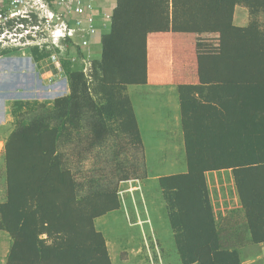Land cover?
<instances>
[{"label": "trees", "instance_id": "1", "mask_svg": "<svg viewBox=\"0 0 264 264\" xmlns=\"http://www.w3.org/2000/svg\"><path fill=\"white\" fill-rule=\"evenodd\" d=\"M240 5L251 15L264 14V0H117L101 57L91 63L103 104L96 105L87 76L69 61L63 64L68 96L47 105L12 104L16 123L6 146V201L0 203V230L13 241L6 264H113L95 223L120 210L118 190L91 188L81 195L59 144L80 128L87 105L103 121L94 128L95 140L108 136L107 120H120V131L143 149L124 94L128 86L177 89L188 172L159 183L180 262L242 264L239 247L222 243L209 172H233L244 235L254 245L264 243V31L234 24ZM32 53L35 62L50 55Z\"/></svg>", "mask_w": 264, "mask_h": 264}, {"label": "rangeland", "instance_id": "2", "mask_svg": "<svg viewBox=\"0 0 264 264\" xmlns=\"http://www.w3.org/2000/svg\"><path fill=\"white\" fill-rule=\"evenodd\" d=\"M236 13L240 20L238 23L254 24L264 31L263 13L251 15L243 6L237 8ZM63 45L66 47L69 43ZM24 50L28 49H15L17 52ZM79 50L70 49L69 46V49L57 51L60 54L63 51L60 61L64 64L70 60V53L77 54ZM95 60L97 59L92 57L91 62L87 64L82 61L81 66L87 71L94 102L101 105L104 100L96 95L97 84L92 83L90 78L91 63H95ZM40 73L44 79L50 81L63 78L59 77L58 70L48 59L40 61ZM18 93H24L22 98L31 97V93L25 94L26 91L20 90ZM65 94L63 90H57L51 93V96L40 97L41 99H37L39 94H34V100H17L16 96L8 95L2 111L6 108L10 110L15 101H36L47 105L58 98L68 96ZM124 94L129 97L133 111H137L142 122L143 133L141 130L140 132L141 136L143 135L144 148H138L129 136L120 131V120H107L108 136L102 141L95 140L94 128L103 121L98 119L92 107L86 105L82 111L80 128L71 129L60 141L59 153L62 155V163L65 168L71 170L80 184L81 195L91 188L118 190L120 210L108 213L95 223L97 230L107 241L112 263L179 264L176 260L165 258L166 251L160 244L165 241L164 246L167 245L165 231L169 230L170 218L159 183L160 178L182 172L184 167H188L177 89L128 86L124 88ZM38 113H41L40 109ZM32 117V113L24 114L27 120ZM15 123V119L10 116L0 128V203L6 201L8 172L5 154ZM125 177L130 180L120 182ZM166 247L168 248V245Z\"/></svg>", "mask_w": 264, "mask_h": 264}, {"label": "crops", "instance_id": "3", "mask_svg": "<svg viewBox=\"0 0 264 264\" xmlns=\"http://www.w3.org/2000/svg\"><path fill=\"white\" fill-rule=\"evenodd\" d=\"M116 5L117 0H98L94 10L96 34L90 38L91 47L89 49L81 48L79 50L80 52L77 54L70 53V60L68 61L71 62L73 70L82 72L84 68L81 66V63L82 61L83 63H85V61L87 62L88 57H90V60L92 57L97 60V57L100 59L102 54V39L110 32L111 16L113 15ZM241 7L242 5L235 8L234 24L238 27H247L248 24L238 23L240 20H238L239 18L236 11L237 8ZM0 9L4 11L10 10L9 0H0ZM71 55H73L72 58ZM73 59L74 62L71 61ZM45 60H47V58L42 61ZM90 60L89 62H91ZM35 61L32 50L29 49L20 52L9 51L8 54L0 56V128L10 119V116L12 117L10 113L11 108L10 110L6 108L4 112L2 111L3 104L7 103L5 99L8 95H12L13 97L16 96L17 98L15 99L17 100H34V94H39V98L37 99H41L40 97L51 96V93L57 92V90H63L64 93L66 92L65 95H69L70 89L65 74L63 78L60 77L58 80H46L43 74L40 73V61ZM77 62H80L79 65L76 64ZM147 86L173 87L176 89L175 86L171 85ZM20 90L26 91L25 94L31 93V97L22 98L24 93H18ZM135 112V114H137L136 118L138 117L137 121L139 128L143 133L142 122L140 121L137 111ZM187 172L188 167H184L182 172L173 175L186 174ZM206 184L210 194L211 204L214 208L213 211L216 216V221L221 232L222 243L236 244L239 247L237 249L240 253V261L242 264H264V243L254 245L249 243L250 235H244L246 226L245 212L242 210L233 172L231 170H224L206 173ZM168 228L169 230L165 231L168 248L166 244V246H164L165 241H163V244L162 241L160 243L166 251L165 258L176 260L175 262L182 264L176 246L175 233L170 225H168ZM241 232L243 234L240 236ZM247 241L248 243H246ZM12 244L13 241L9 234L0 230V264L7 263Z\"/></svg>", "mask_w": 264, "mask_h": 264}, {"label": "built area", "instance_id": "4", "mask_svg": "<svg viewBox=\"0 0 264 264\" xmlns=\"http://www.w3.org/2000/svg\"><path fill=\"white\" fill-rule=\"evenodd\" d=\"M98 0H9L0 9V55L15 49L49 53V62L63 76L57 50L89 49L96 34L94 10ZM109 19V18H108ZM68 42L69 46L63 44ZM79 42V43H78ZM90 57H88L89 62ZM74 62V59L71 60ZM85 61V63H87ZM82 72L87 75L86 69Z\"/></svg>", "mask_w": 264, "mask_h": 264}, {"label": "bare ground", "instance_id": "5", "mask_svg": "<svg viewBox=\"0 0 264 264\" xmlns=\"http://www.w3.org/2000/svg\"><path fill=\"white\" fill-rule=\"evenodd\" d=\"M129 190V189H128ZM123 191V190H122Z\"/></svg>", "mask_w": 264, "mask_h": 264}]
</instances>
